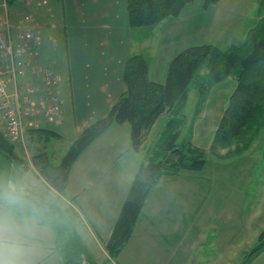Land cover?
<instances>
[{
	"label": "crops",
	"instance_id": "crops-1",
	"mask_svg": "<svg viewBox=\"0 0 264 264\" xmlns=\"http://www.w3.org/2000/svg\"><path fill=\"white\" fill-rule=\"evenodd\" d=\"M226 5V0H219L207 9L219 15ZM0 12L3 19L12 21L25 14L34 16L43 40L37 64L52 67L59 75L56 90L62 99L61 114L55 120L42 118L39 128H52L67 134L70 144L86 125L104 116L124 92L126 60L133 54L145 58L141 48H154L151 42L153 34L144 31L149 28L158 30L159 27L169 31L167 28L180 24L178 19L169 16L154 25L131 28L127 0H0ZM240 14L245 16L243 11ZM260 17H264V12L259 14L255 11L252 27ZM210 23L214 22L210 20ZM249 29L242 31V38ZM193 30L196 31V26ZM139 33H142L140 39ZM189 38L186 33L180 40V51L196 44V39L191 36L188 41ZM180 51L167 55L160 71L147 63L150 79L164 82L171 54ZM4 126L2 122L3 129ZM131 146L129 123L112 124L78 156L70 169L63 193L45 186L47 190L41 191V197H37L42 203L65 208L87 248L88 259L83 264H162L160 244L163 234H179L180 231L186 234L192 224L198 227L200 238L206 231L211 232V216L209 220H203L204 227L200 226L199 209L192 207V204L197 205L196 201L188 204L179 200L178 203L175 201L178 194L169 193L176 192L185 178L190 180L197 172L186 177L183 174L163 176L147 196L126 245L115 259L109 257L105 245L135 172L146 157V152ZM126 153H131L128 154V165L131 166L128 173L123 169ZM4 159L8 164L7 157ZM117 162L119 167L115 166ZM0 169L1 182L6 168L1 166ZM9 197L10 192L0 184V264H64V255L58 248L59 241L53 227L42 223L36 215H20L6 204ZM182 204L187 216L179 214L172 219V224L166 222L168 215Z\"/></svg>",
	"mask_w": 264,
	"mask_h": 264
},
{
	"label": "rangeland",
	"instance_id": "rangeland-1",
	"mask_svg": "<svg viewBox=\"0 0 264 264\" xmlns=\"http://www.w3.org/2000/svg\"><path fill=\"white\" fill-rule=\"evenodd\" d=\"M238 1L226 0L225 10L216 15L203 7V0H194L188 3L185 8L183 7L184 9L181 10V14L179 13V17L168 16L172 19H178V22H180L174 28H167L169 31L164 30V27H159L158 30L146 29L144 32H150V35L153 34L154 38L151 40L154 46L153 49L141 48L142 54L146 55L147 63L152 69L155 68L156 71H160L166 56L175 51H180L181 48L178 44L186 36V33L190 36L188 41L192 36L196 39V44H213L222 49L229 46L230 43L241 42L245 38L241 37L242 31L252 27L251 21L255 11L258 10V0ZM241 11L244 12V17L241 16ZM210 20L214 23H210ZM194 26H196V31L193 30ZM141 37L142 33H139L138 38ZM160 41L163 42V48ZM42 42L41 34V45ZM175 55L171 54L170 60ZM39 56L40 51L38 50ZM205 64L206 61L199 66V76L206 73ZM22 69L24 72L19 73L16 84L24 83V86L38 84L35 88L40 87L39 84L44 81L43 75L41 76L38 73L37 76H34L30 69L27 70V66ZM56 77L59 82V75L57 74ZM195 81L196 79H194ZM194 82L189 87L187 103L183 110L185 115H183V121L178 129V140L190 137L194 144L205 149L207 161L204 168L199 172L181 171L180 175L183 174L184 177L187 174L197 173L190 180L185 178L184 183L182 181L178 187L177 193L175 191H169V193L176 196L178 194L175 200L177 202L185 200L189 204L190 201H196L197 205L192 204V207L199 209L197 216L201 218L200 226L204 227L203 220L205 218L209 220L208 218L211 216V232L206 231V234H203L200 238L198 227L192 224V228L186 231V234H182V231L179 234H163L160 244L162 264H264V247L258 253L250 256L251 250L258 243L259 233L264 229V128L254 136L252 142L246 147H241V140L237 138L225 144L214 141L215 130L236 86V80L233 77H228L211 85L207 91L205 90L203 97H200ZM17 89L19 90L20 87L18 86ZM37 92H40V98L44 95V89L41 87ZM20 95L19 99L21 100ZM8 96H11L10 92ZM57 99L62 102L59 95ZM195 109H198L196 115H194ZM37 111L39 110L25 109L24 116L27 119L35 118L39 125L37 128H39L42 124L41 119L45 116L43 113L37 116ZM61 112L62 105H60L59 111L55 113L56 115L52 120H55ZM5 113L6 109L3 108L0 101V132L8 138L22 162L17 159L11 160L6 156L8 164H5V157L0 154V167L6 168L4 179L0 184H3L5 190L9 192L28 193L36 199L41 197L40 192L47 190V188L57 191L42 175L36 159H38L37 154L43 152L49 161L58 164L67 152L69 145H71L68 135L52 128L53 132L57 133L46 130H51L50 128L39 131L37 128H31L25 132L23 139L14 140L8 136L9 130H7ZM169 116V113L160 114L153 123V125L155 124L154 127L151 126L152 129L148 130L142 144L136 149L146 152V157L142 163H147L151 159H156V156L158 158L162 155L161 136ZM191 119H193L192 125L190 124ZM2 122L5 125L4 129L2 128ZM128 154L131 153H126L123 159V164H125L123 169L126 173L129 172L131 167L128 165L130 163ZM2 160H4V163ZM115 166L119 167V162ZM177 175L169 176L174 177ZM107 178L110 179L111 177L107 176ZM124 178L122 177V179ZM63 192L64 190L61 193ZM178 192H180V199ZM171 205H173V202H171ZM63 209L65 210V208ZM179 214H185V217L188 214L183 204L168 215L170 220L167 219L166 222L169 221L172 224V219ZM106 264L108 263L106 262Z\"/></svg>",
	"mask_w": 264,
	"mask_h": 264
},
{
	"label": "trees",
	"instance_id": "trees-1",
	"mask_svg": "<svg viewBox=\"0 0 264 264\" xmlns=\"http://www.w3.org/2000/svg\"><path fill=\"white\" fill-rule=\"evenodd\" d=\"M191 1L127 0L129 25L131 28L154 25L168 16L179 15ZM218 1L203 0V7L208 8ZM257 11L259 14L264 12V0H259ZM204 61L207 71L199 76L198 68ZM228 77L235 78L236 86L219 120L214 141L225 144L237 138L241 140V147H246L264 128V17L259 18L241 42L230 44L224 49L206 43L184 48L170 60L164 82L148 77V65L142 55H131L123 71L125 90L110 110L85 126L58 164L49 161L43 152L37 154L36 161L42 175L61 193L76 158L110 125L129 123L131 144L136 150L157 117L162 113L170 114L161 136L162 155L138 167L120 208L105 245L110 258L115 259L126 245L147 195L162 176L204 168L207 161L205 149L194 144L190 137L178 140L189 87L196 79L195 87L200 97H203L211 85ZM197 111L195 109L194 115L198 114ZM0 153L11 160L22 162L8 138L1 132ZM6 204L20 215H36L42 223L53 227L59 241L58 248L64 255V264H82L88 259L86 245L62 207L42 203L29 194L19 192H10ZM257 241L250 256L264 247V229L259 233Z\"/></svg>",
	"mask_w": 264,
	"mask_h": 264
},
{
	"label": "built area",
	"instance_id": "built-area-1",
	"mask_svg": "<svg viewBox=\"0 0 264 264\" xmlns=\"http://www.w3.org/2000/svg\"><path fill=\"white\" fill-rule=\"evenodd\" d=\"M40 45L41 31L32 14L10 22L8 19H3L0 12V101L6 109L8 136L14 140L23 139L28 129L39 126L35 118L27 119L24 116L25 109L39 110L37 116L43 113L45 119L50 121L62 105L57 99L55 89L58 82L57 73L52 67H41L37 64ZM24 66H27V70L30 69L32 73L35 68L34 76L38 73L43 75L44 81L39 84L44 89L41 98L40 92H37L40 87L35 88L38 84L28 86H24V83L16 84L19 73L24 72L22 69Z\"/></svg>",
	"mask_w": 264,
	"mask_h": 264
},
{
	"label": "bare ground",
	"instance_id": "bare-ground-1",
	"mask_svg": "<svg viewBox=\"0 0 264 264\" xmlns=\"http://www.w3.org/2000/svg\"><path fill=\"white\" fill-rule=\"evenodd\" d=\"M33 74H36V69L35 68L33 69Z\"/></svg>",
	"mask_w": 264,
	"mask_h": 264
}]
</instances>
